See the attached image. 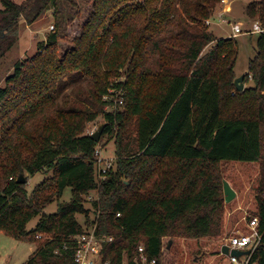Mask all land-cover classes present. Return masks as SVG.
<instances>
[{"label":"trees","instance_id":"obj_1","mask_svg":"<svg viewBox=\"0 0 264 264\" xmlns=\"http://www.w3.org/2000/svg\"><path fill=\"white\" fill-rule=\"evenodd\" d=\"M223 1L92 0L63 55L55 30L15 64L0 87V232L36 244L26 264H77L76 237L95 225L111 264H136L141 245L162 264L165 238L218 236L222 162H261L255 214L263 239L250 264H264V35L245 75L253 87L239 92L238 41L206 27ZM249 1L246 15L264 21V0ZM57 2L0 0V58L16 44L21 21L34 24ZM110 88L123 94V110H105L113 107L114 98L103 101ZM99 117L116 145V169L105 180L99 143L86 133ZM37 173L52 177L29 195L18 178ZM68 188L71 201L44 214ZM92 192L98 198L87 208Z\"/></svg>","mask_w":264,"mask_h":264},{"label":"rangeland","instance_id":"obj_2","mask_svg":"<svg viewBox=\"0 0 264 264\" xmlns=\"http://www.w3.org/2000/svg\"><path fill=\"white\" fill-rule=\"evenodd\" d=\"M13 1L21 4L25 0ZM221 4L223 5V2ZM221 4L215 9L212 18L208 20L211 23L208 24L206 22V27L217 38H229L233 37L232 26L238 23L242 24L243 32L237 37H233L239 43V53L234 69L236 77L239 78L248 74L249 63L256 57L259 35L252 33V26L257 22L264 23V21L260 20V18H249L246 15V8L242 0L236 1L234 10H229L228 12L230 15L222 12L224 6ZM91 9L92 0H58L55 9L49 10L34 24L28 25L24 21H21L18 27V40L16 44L4 57L0 58V87H5L6 79L14 73L15 64L18 61H26L33 57L40 47L45 44L46 37L52 31L60 30L63 35V39L60 42L61 55H63L69 47H72V39L80 34L81 27L88 19ZM219 11L222 12L220 15H218ZM51 27L54 29H51ZM249 78L248 82L246 81V77L244 79V90L253 87L252 76L250 75ZM120 80H124V77H120L115 82ZM81 90L83 93H86L88 91V83H83ZM71 92L72 88L69 87L65 93L71 95ZM236 92L237 90L232 95H236ZM117 93L118 95L114 97L113 107L107 105L105 107L106 111L123 110L120 107L123 104L120 103L123 99L120 96L123 94ZM103 101H105V98H103ZM103 124L104 119L99 117L87 125L86 133L89 135L94 134ZM115 152V140L110 138V136L102 134L97 147L96 157L102 160L100 165L97 163V174L103 168L116 169ZM220 169L223 185L224 181L228 182L236 192L234 200L230 203L224 202L225 206L220 234L199 239L165 238L162 264H231L228 256H221L220 249L226 242L225 240L235 230L244 228V217L248 214L254 215L257 211L256 192L260 182L261 162H222ZM50 177H52L51 173H37L25 176L27 179L26 189L29 195L32 194L35 186ZM97 198L96 192L90 193L86 197L87 208H92V202L97 200ZM71 199V189L68 188L63 197L46 206L43 213L54 214L57 212L59 204L69 203ZM41 217L42 214L35 217L28 224V230L35 229ZM94 218L95 215L91 214V219L94 220ZM77 219L85 226V216L77 215ZM36 249L35 243L18 241L9 237L4 232H0V264H26Z\"/></svg>","mask_w":264,"mask_h":264},{"label":"built area","instance_id":"obj_3","mask_svg":"<svg viewBox=\"0 0 264 264\" xmlns=\"http://www.w3.org/2000/svg\"><path fill=\"white\" fill-rule=\"evenodd\" d=\"M209 24V21H207ZM51 29H54L51 27ZM233 37H237L243 32L242 24H234L232 26ZM252 33L264 35V23L257 22L252 26ZM120 93V92H119ZM117 90L110 88L109 95L105 96V101L117 96ZM123 103V99L120 101ZM97 156V152H96ZM101 159L97 158V163L100 165ZM110 169V168H109ZM108 168H103L98 174L99 180L106 179ZM244 228L235 230L232 235L226 239L225 243L221 246V256H226L222 253L224 247H227L229 252L241 251L249 252L240 257L228 255L231 264H250L253 252L258 248L263 239V233L260 230V221L256 214L246 215L244 217ZM96 225L86 229V231L76 237V255L75 260L77 264H111L109 261H104L102 256V240L96 236ZM110 241L113 239L110 238ZM164 251V248H163ZM136 264H157V260L149 261L144 246L141 245L138 249V256L135 258ZM124 264H128L125 262Z\"/></svg>","mask_w":264,"mask_h":264},{"label":"water","instance_id":"obj_4","mask_svg":"<svg viewBox=\"0 0 264 264\" xmlns=\"http://www.w3.org/2000/svg\"><path fill=\"white\" fill-rule=\"evenodd\" d=\"M244 79H245V76H241L235 80V86L239 92H242L244 90ZM104 128H105V125L103 124L99 127L97 132L90 135L91 139L94 142H96V143L100 142V139H101L102 134L104 132ZM17 182L19 184H26L27 179L25 178L24 175H20ZM224 194H225V202L226 203H230L232 200H234L236 198V192L233 190V188L230 186V184L226 181H224ZM170 244H171V242H170ZM222 253L225 254L226 256L231 254L232 256H236V257H240L243 254H249V252H241V251H232L230 253L227 247L223 248Z\"/></svg>","mask_w":264,"mask_h":264},{"label":"crops","instance_id":"obj_5","mask_svg":"<svg viewBox=\"0 0 264 264\" xmlns=\"http://www.w3.org/2000/svg\"><path fill=\"white\" fill-rule=\"evenodd\" d=\"M236 1H238V0H225V1H223V5L221 4L222 6H224L222 12H225L228 14L229 10H234V4L236 3ZM242 2H243V5H245V8L250 3L249 0H242ZM222 12H220L218 15H220ZM228 15H230V14H228ZM209 23H211V22L209 21Z\"/></svg>","mask_w":264,"mask_h":264}]
</instances>
